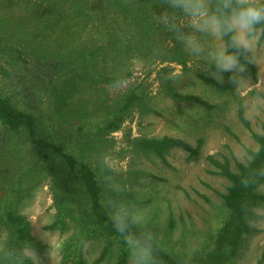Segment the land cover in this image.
I'll return each instance as SVG.
<instances>
[{"label": "trees", "instance_id": "trees-1", "mask_svg": "<svg viewBox=\"0 0 264 264\" xmlns=\"http://www.w3.org/2000/svg\"><path fill=\"white\" fill-rule=\"evenodd\" d=\"M30 9L33 12L25 11ZM150 9L148 0H0V229L5 232L0 264H35L26 251L39 255L45 248L32 234L27 218L17 211L20 201L37 185L33 184V174L38 176L42 172L51 178L56 210L55 218L44 229L61 231L72 223V232L61 247L59 264H85L81 246L98 234L105 236L107 242L95 263L113 246L118 248V253L111 264H126L131 257L126 237L115 231L111 220L114 205L129 208L124 183L106 166L96 167L82 153L64 145L57 133L50 132L42 116L19 107L4 93V83L12 72L26 65V52L39 61L55 59L73 66V75L61 83L66 92L61 103L70 95L75 96L76 83L82 85L83 80L98 79L110 85L124 81L131 74L130 58L135 52H157L151 38L155 27ZM245 72L256 80L252 61L246 65ZM198 77L214 89H224L222 83L208 75L200 73ZM167 95L177 103L195 104L206 110L214 106L193 93L168 89ZM143 102L142 90L128 89L113 105L97 107L98 121L87 110L80 113L78 106V125L71 127L81 133L82 145L87 144L92 137L99 139L118 130ZM236 114L249 129L240 100ZM251 136L256 148H244L247 160L237 162L236 171L230 169L226 159L205 157L213 168L209 172L228 180L221 195L225 215L210 244L192 259L181 260L151 235L154 264L234 261L243 238L256 230L252 221L258 217L257 209H264V193L257 191L264 182V124L260 132L251 131ZM130 145L159 158L179 148L186 153L187 161H197L202 141L198 139L191 145L164 135L135 137ZM133 231L137 235L149 234L138 226ZM263 263L264 247L255 264Z\"/></svg>", "mask_w": 264, "mask_h": 264}, {"label": "rangeland", "instance_id": "rangeland-1", "mask_svg": "<svg viewBox=\"0 0 264 264\" xmlns=\"http://www.w3.org/2000/svg\"><path fill=\"white\" fill-rule=\"evenodd\" d=\"M148 2L155 27L151 38L157 52H135L130 58L131 74L124 81L110 85L98 79L83 80L82 85L76 83L75 96L70 95L61 103L59 101L66 96L61 83L73 75V66L55 59L39 61L26 52V65L12 72L4 83V93L19 107L42 116L50 132L57 133L68 148L82 153L92 165L110 169L125 185L128 210L143 212L144 219L138 227L179 259L190 260L210 244L225 215L221 195L226 191L228 180L210 173L213 168L205 157L214 155L226 159L230 169L236 171V163L247 160L244 148H256L251 131L260 132L264 124V87L258 85V81L264 82V36L251 54L256 80L244 72L235 77L239 83H233L228 79L232 74L221 73L224 89L217 90L198 77L201 73L217 80L212 62L204 56H190L174 34L159 23V15L171 11L162 0ZM219 43L206 38L207 46ZM165 58L168 61H161ZM171 59L174 60L169 62ZM134 87L143 91V105L133 110L118 130L99 139L92 137L82 145L81 133L71 127L78 125L80 113L87 110L98 121V106L113 105ZM168 89L199 95L214 106L206 110L195 104L177 103L167 95ZM238 100L243 104L249 129L237 118ZM164 135L191 145L201 139L199 159L187 161L186 153L179 148L159 158L130 145L135 137ZM36 183L20 201L17 211L27 218L32 234L45 248L39 255L32 251L26 253L35 264H59L61 247L72 232V223L61 231L44 229L56 212L51 178L45 172L38 176L33 174V184ZM257 191L264 193V182L258 185ZM257 213L258 217L252 221L255 232L243 238L231 264H255L259 258L264 247V209L258 208ZM4 241L5 232L0 229V250ZM106 242V237L99 234L83 242L81 253L85 264H111L115 260L118 248L113 246L100 262H94ZM126 264H131V257Z\"/></svg>", "mask_w": 264, "mask_h": 264}, {"label": "clouds", "instance_id": "clouds-1", "mask_svg": "<svg viewBox=\"0 0 264 264\" xmlns=\"http://www.w3.org/2000/svg\"><path fill=\"white\" fill-rule=\"evenodd\" d=\"M170 12L159 15V23L172 32L184 50L194 57L212 62L215 77L230 73L229 82L246 71L251 54L264 36V0H162ZM180 14V16L177 15ZM182 17V18H180ZM220 41L207 46L206 38ZM264 87V82L258 81ZM111 220L115 231L125 236L131 264H154L151 234L137 235L133 229L143 222L142 210H128L123 204L113 206Z\"/></svg>", "mask_w": 264, "mask_h": 264}]
</instances>
